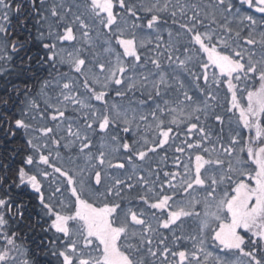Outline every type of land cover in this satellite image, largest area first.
Returning a JSON list of instances; mask_svg holds the SVG:
<instances>
[{
	"label": "snow or ice",
	"instance_id": "snow-or-ice-1",
	"mask_svg": "<svg viewBox=\"0 0 264 264\" xmlns=\"http://www.w3.org/2000/svg\"><path fill=\"white\" fill-rule=\"evenodd\" d=\"M0 264H264V0H0Z\"/></svg>",
	"mask_w": 264,
	"mask_h": 264
}]
</instances>
